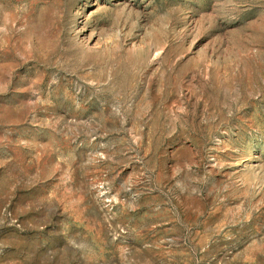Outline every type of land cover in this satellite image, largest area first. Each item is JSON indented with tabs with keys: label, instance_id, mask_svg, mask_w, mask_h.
Listing matches in <instances>:
<instances>
[{
	"label": "rangeland",
	"instance_id": "rangeland-1",
	"mask_svg": "<svg viewBox=\"0 0 264 264\" xmlns=\"http://www.w3.org/2000/svg\"><path fill=\"white\" fill-rule=\"evenodd\" d=\"M0 264H264V0H0Z\"/></svg>",
	"mask_w": 264,
	"mask_h": 264
}]
</instances>
